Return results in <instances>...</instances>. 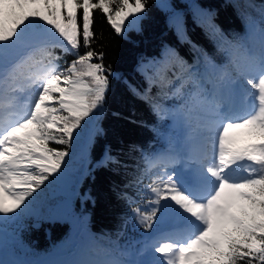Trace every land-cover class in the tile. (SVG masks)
Segmentation results:
<instances>
[{
	"label": "snow or ice",
	"instance_id": "snow-or-ice-1",
	"mask_svg": "<svg viewBox=\"0 0 264 264\" xmlns=\"http://www.w3.org/2000/svg\"><path fill=\"white\" fill-rule=\"evenodd\" d=\"M37 4L42 5V9L27 10L28 6ZM185 7L193 22L199 23L198 18L203 14L199 5L185 3V0L179 5L171 2L164 5L170 12L168 25L181 42L187 38ZM94 11H101L115 33L129 42L133 39L129 33L143 35L144 29L137 22L147 18V0H119L118 4L113 0H0V55L7 51L3 44L14 45L25 39L26 30L34 21H43L55 34L46 42L41 36L30 37L42 41L49 67L40 78L31 111L0 129V214L5 218L37 210L34 206L41 203V193L46 188L53 186L55 191L62 186L72 163L75 151L72 146L74 143L80 146L86 125L101 116L113 81L122 83L132 95L145 101L153 87L163 88L171 83L167 77L169 68L162 60L153 59L145 64L141 58L136 71L144 78L143 90L106 66L104 53L96 52L91 46L95 38ZM81 47L85 49L82 53ZM57 48L62 55L74 57L65 67L58 64L61 55L56 54ZM165 51L174 50L166 48ZM176 57L192 77L199 75V79L207 81L209 71H220L208 60V67L199 73L178 53ZM156 65L159 66L157 71L149 75L147 68ZM248 70L257 69L250 65ZM258 70V83L247 80L249 86L258 90V108L244 117H225L216 140L217 154L212 166L207 167L203 175L193 172L190 190L179 183L183 172H165L162 186L150 189L156 196L150 202L151 210L132 209L133 216L140 217L138 222L146 231L160 219L165 202L175 205L178 215L186 214L189 222L199 225L188 238L155 247L154 251L165 258L158 264H264V55ZM173 78L179 80L180 76L173 73ZM215 87L213 85L214 90ZM178 93L179 88H176L172 96ZM165 96L172 98L167 93ZM98 131L102 134V129ZM90 135L94 138V134ZM241 135L255 139L242 143ZM52 143L64 147H50ZM241 163L246 164L247 174L233 179L230 173ZM110 165L127 167L106 147L94 167ZM206 179L213 181L214 187L205 196L196 195V185ZM130 186L124 185L125 188ZM116 195L126 203L134 202L125 191H118Z\"/></svg>",
	"mask_w": 264,
	"mask_h": 264
},
{
	"label": "trees",
	"instance_id": "trees-1",
	"mask_svg": "<svg viewBox=\"0 0 264 264\" xmlns=\"http://www.w3.org/2000/svg\"><path fill=\"white\" fill-rule=\"evenodd\" d=\"M169 2L179 5L181 0H147V18L137 22L144 29L143 35L129 33L132 42L116 34L101 11L93 12L95 38L91 46L96 52L104 53L106 66L143 90L144 78L136 71L141 58L145 64L153 59L162 60L169 68L167 77L171 83L163 88L153 87L145 101L132 95L122 83L113 81L101 116L86 125L80 146L75 143L72 146L75 151L66 170L72 180L68 181L65 174L61 187L53 191V186H49L41 193V203L34 206L37 210L15 216L10 225H0L4 237L0 249H7L14 261L34 264L46 260L52 251H68L84 229L88 252L97 260L105 255L118 257L137 252L140 238L155 232L162 221L163 208L160 219L146 231L138 222L140 217H134L132 212L137 207L142 212L151 210L150 202L156 196L150 189L162 186L163 174L168 171L151 156L164 149L176 151L175 137L182 126L195 135L214 119L217 109L206 96V89L240 81L247 95L253 96L255 88L249 86L247 80L256 83L260 76L258 57L264 55V0H185L203 10L199 23H195L184 8L185 42H181L168 25L170 12L164 5ZM113 3L118 4L119 0ZM42 7L30 5L27 10ZM41 30L47 31L39 35L45 42L54 38L55 34L43 21H34L26 30L27 42L6 44L12 45L18 53L16 62L0 74L2 105L12 99V91L29 85L32 76L38 78L36 69L48 70L42 41L30 39ZM166 48L174 51L166 52ZM84 50L80 48L81 53ZM55 52L61 55L60 67L74 58L62 55L59 48ZM177 53L199 73L208 67V60L220 71H209L207 81L199 79V75L192 77L177 62ZM250 65H255L257 70H248ZM158 67L149 66V75ZM173 73L180 79H174ZM176 88L179 93L172 96ZM165 93L172 98H167ZM90 134H94V138ZM50 147L61 149L64 146L52 143ZM106 147L127 167H94ZM78 177L81 178L78 180ZM125 184L132 186L125 188ZM118 191L127 192L134 202L129 204L118 199ZM78 216L83 225L75 237L70 234L69 223Z\"/></svg>",
	"mask_w": 264,
	"mask_h": 264
},
{
	"label": "rangeland",
	"instance_id": "rangeland-1",
	"mask_svg": "<svg viewBox=\"0 0 264 264\" xmlns=\"http://www.w3.org/2000/svg\"><path fill=\"white\" fill-rule=\"evenodd\" d=\"M43 32H47V31L41 30L40 33H34L33 36H39ZM28 40L29 38L27 37L25 39H22L21 40L22 44H24V42H27ZM21 41H18L17 43L20 44ZM3 47H9V48H12V50H10V52L8 53L4 52L2 55H0V73L2 72V74L7 72L10 66L16 62V61H13L12 59L18 53V50L13 48L12 45L5 44ZM38 69H36L35 71L37 72ZM35 76L31 77V80H32L31 86H29L30 85L29 84L27 86H23L22 88L20 87L16 89L15 91H12L13 93L16 92L12 99V105L3 107L2 110L0 111L1 114L6 112V115L10 116L11 118H15V120L10 121L11 123L15 122L16 120H19V117H23L31 111V105L35 101V98L39 92V84H40V80H37L38 78ZM256 83H258V81ZM212 89L213 88L206 89V95L210 96L212 93L211 91ZM218 89H220L219 95H218L219 99L221 100V97H222V102H223V97H225V100L230 99L231 102L227 101V104L224 103L222 107L225 106L224 107L225 109H223L222 111H221L222 107L219 106L217 115L214 117V119L211 120L208 123V125H206V127H202L199 130V132L195 135H192L190 131H188L185 127L182 126V129L178 130L180 131V133L175 137V141L177 142L179 146L178 152L174 153V152L168 151L172 154L173 158L178 162V163H175V166L177 167L171 166L169 171L175 170L177 172H183L179 176V183L181 187L184 188L185 190L191 189V187H188L185 184V180L189 178L186 176L191 177L194 171H197L203 175L204 170L207 167H211L212 164L215 162L216 154H217L216 153V140H217L219 131L223 123L226 122L225 117H227V114H226L227 111H231V113L233 112L235 114H239L233 117V118H236V117L247 116L248 114H250L251 112L255 111L258 108V99H257L258 90L257 89L253 93V100H249L247 99V97L243 96L242 94L237 93V91L234 88V83L224 85L223 87L218 88ZM233 95L237 96L238 99H235V96ZM211 97L215 98L214 95H211ZM14 103L15 105H13ZM218 103H221V102H218ZM228 103H230L229 106H228ZM10 110H14L13 112L14 114H12L11 112H8ZM20 115H23V116H20ZM231 115L232 114H228V116H231ZM89 129H92V127H90ZM240 139L242 143L252 142L251 138L247 137L246 135H241ZM203 153L207 155L204 156ZM245 168H246V164L241 163L238 167L233 169L232 173H230V176L233 179H239L245 176L247 174L245 171ZM68 173L69 172H66L65 177L68 178V181H70V179L72 180V178L68 176ZM78 180H79V177H78ZM213 187H214V182L206 179L204 182L196 185V188H195L196 195L201 196V197L205 196ZM175 209H176V206L173 205L171 202H165L163 209H162V213H161L162 221L163 219H166L169 216V213H171V211L174 212V214L168 218L169 221L171 222L165 225L161 230L158 231L159 234H161L163 230H166L168 228H171V227L175 228V226L182 225L184 223V220L186 221L184 225L188 224L189 227L191 224L192 226L194 225L193 222L188 221L189 218H187L186 214L178 215ZM3 218L5 221H2ZM15 218H16L15 216H10V217L5 218L1 214L0 215V225L1 224L10 225L14 223ZM69 224H70V234L76 237V235L80 231V228L83 225L81 217L78 216L76 219L75 217L72 218ZM192 226L189 229L183 230V231L189 232L188 235L184 239L188 238L191 234H193L199 228V225L196 227H192ZM191 229H193V231H190ZM176 230L179 231L180 228L179 230L178 228ZM86 232L87 231L85 229L80 232L81 237L78 240L76 250L74 253L62 254L58 257H54L49 260H39L36 264H47V262L49 261H61V262H64V264H73V262H85V264L94 263L96 259L93 258V253L88 252V241L86 238ZM1 233L2 232H0V239H1ZM174 234L178 235L177 233H174ZM174 234L164 232L165 237L164 236H160V237L164 238L163 240L170 242L173 240H169L167 238H169L170 236ZM153 245H155L154 241H152L151 243L148 241L145 242L144 246L142 247V252H143L142 254L144 255V257L141 256L140 258H138L134 254L129 262L115 260L116 262L113 264H139V261H146L149 264H158V261H161L162 259H165V258H162L160 254L155 253V251L152 249ZM3 250H6V251H2V250L0 251V258L5 257L6 264H12L11 261L9 260V256L5 255L6 253H8L7 252L8 250L5 248ZM108 261L109 260H107L104 257V260L102 258V261L98 264H109Z\"/></svg>",
	"mask_w": 264,
	"mask_h": 264
},
{
	"label": "bare ground",
	"instance_id": "bare-ground-1",
	"mask_svg": "<svg viewBox=\"0 0 264 264\" xmlns=\"http://www.w3.org/2000/svg\"><path fill=\"white\" fill-rule=\"evenodd\" d=\"M236 95V94H235ZM235 99H238V97L237 96H235ZM229 102H231V101H229ZM204 148V147H203ZM196 226H198L197 224H194L192 227H196Z\"/></svg>",
	"mask_w": 264,
	"mask_h": 264
}]
</instances>
